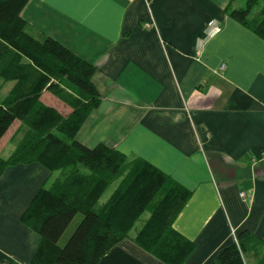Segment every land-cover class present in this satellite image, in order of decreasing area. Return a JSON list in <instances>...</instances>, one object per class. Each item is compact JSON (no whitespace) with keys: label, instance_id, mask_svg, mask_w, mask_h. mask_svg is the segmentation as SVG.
I'll use <instances>...</instances> for the list:
<instances>
[{"label":"crops","instance_id":"0c3cea01","mask_svg":"<svg viewBox=\"0 0 264 264\" xmlns=\"http://www.w3.org/2000/svg\"><path fill=\"white\" fill-rule=\"evenodd\" d=\"M243 5L29 0L21 13L31 32L95 67L92 84L100 105L76 140L143 159L190 191L172 223L194 244L184 264H219L218 252L242 232L264 245V41L226 11ZM211 20L220 32L203 40ZM41 101L70 112L46 91ZM51 175L29 164L0 177V264H30L39 237L20 219L34 195L59 177ZM98 264L163 263L124 240Z\"/></svg>","mask_w":264,"mask_h":264},{"label":"trees","instance_id":"16d2710c","mask_svg":"<svg viewBox=\"0 0 264 264\" xmlns=\"http://www.w3.org/2000/svg\"><path fill=\"white\" fill-rule=\"evenodd\" d=\"M29 0H0V80L12 83L0 99V140L15 121L13 150L0 156V177L17 165L38 164L59 177L32 198L21 223L39 237L30 264H98L124 240L163 264H184L194 244L172 229L190 191L143 159H128L99 144L87 148L76 135L100 105L92 84L95 67L53 39L31 32L21 13ZM244 0L226 11L264 41V3ZM47 91L70 109L66 115L41 101ZM81 174L71 176L73 168ZM84 172V173H83ZM116 183L108 199L103 194ZM136 231L130 232L140 219ZM74 231L62 246L72 220ZM264 264V245L242 232L216 255L219 264Z\"/></svg>","mask_w":264,"mask_h":264},{"label":"rangeland","instance_id":"374dc122","mask_svg":"<svg viewBox=\"0 0 264 264\" xmlns=\"http://www.w3.org/2000/svg\"><path fill=\"white\" fill-rule=\"evenodd\" d=\"M263 2H264V0H259L258 4L254 7L252 14H254L261 7V5L263 4ZM11 84L12 83H8V84L7 83H3L0 80V98L4 96L6 90L10 87ZM18 126H19V123L17 121H15L13 123V125L6 132L5 136L3 137L2 142H1V148H0V150H1L0 156L1 157H6L8 155V153L13 149V145H12L11 141L9 142L7 140H9V138L11 139L12 136L14 137V134L16 133ZM80 172H82L81 168L79 169L78 167H75L70 172L71 173L70 175L71 176H74V175L76 176L77 174H81ZM58 174L59 173H57V171H56V172H53L51 176H58ZM147 216H148L147 213L142 214V216L140 217V219L138 220V222H136L135 226L131 230V232H130L131 235H133L137 230H139V228L141 227L143 221L145 220V218ZM79 220H80V215H77L72 220V222L70 223V225L66 229L65 233L63 234L62 238L58 242V245L59 246H62L65 243V241L68 239V237L74 231V229L77 226V223L79 222Z\"/></svg>","mask_w":264,"mask_h":264},{"label":"built area","instance_id":"2783aa9c","mask_svg":"<svg viewBox=\"0 0 264 264\" xmlns=\"http://www.w3.org/2000/svg\"><path fill=\"white\" fill-rule=\"evenodd\" d=\"M220 32V27L217 24L215 20H211L206 24L205 30H204V39L203 40H209L216 36ZM264 158V154L262 156ZM240 198L245 199L246 194L245 192L239 193Z\"/></svg>","mask_w":264,"mask_h":264}]
</instances>
